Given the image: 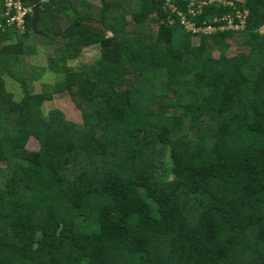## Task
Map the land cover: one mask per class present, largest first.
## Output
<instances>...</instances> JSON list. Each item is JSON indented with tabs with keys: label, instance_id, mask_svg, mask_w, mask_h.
<instances>
[{
	"label": "trees",
	"instance_id": "obj_1",
	"mask_svg": "<svg viewBox=\"0 0 264 264\" xmlns=\"http://www.w3.org/2000/svg\"><path fill=\"white\" fill-rule=\"evenodd\" d=\"M22 1L36 31L0 0V264H264V0L204 7L197 35L163 0ZM236 10L244 29L220 30ZM37 44L62 76L41 92ZM55 93L80 123L44 114Z\"/></svg>",
	"mask_w": 264,
	"mask_h": 264
},
{
	"label": "rangeland",
	"instance_id": "obj_2",
	"mask_svg": "<svg viewBox=\"0 0 264 264\" xmlns=\"http://www.w3.org/2000/svg\"><path fill=\"white\" fill-rule=\"evenodd\" d=\"M91 2L94 5L99 4V0H87ZM193 43H198V37L194 38ZM37 47V54H34L31 56V58L25 59V64L30 66L26 69V73L31 74L32 78L30 81L31 90L33 92H41L43 90H48L49 88H53L55 85L54 83H57L62 80L61 75H55L50 71H46V73L43 72L41 74V69H46V58L47 57H56L58 56V47L56 46H45V45H36ZM98 55L96 48H88L87 50H84L81 56L71 62V66L74 69L80 68L79 65L87 62H91L94 60ZM34 76V77H33ZM5 82L7 85V89L9 92L15 94V100L18 102L21 98V90L17 83L10 81L7 77H5ZM43 112L44 114L47 113L49 110L52 109H59L61 110L66 119L75 122L80 123L81 122V116L80 111L75 107L72 100L70 99L69 95L67 93H55L53 94V97L49 101H44L43 103ZM27 149L31 151L38 150V144L36 141L31 139L27 145Z\"/></svg>",
	"mask_w": 264,
	"mask_h": 264
},
{
	"label": "built area",
	"instance_id": "obj_3",
	"mask_svg": "<svg viewBox=\"0 0 264 264\" xmlns=\"http://www.w3.org/2000/svg\"><path fill=\"white\" fill-rule=\"evenodd\" d=\"M5 4V11L3 13V17L6 18V23L9 26H15L18 30L23 31L25 27V21L27 15L31 12V7L23 4L22 0H3ZM187 3L185 7L187 9V13L191 15V18L188 19L184 12L179 10L177 5L173 0H163V8L168 12L167 21L169 24L175 22L173 15H177V21L179 24L187 31L194 35L197 34H208L215 30L217 25V18H212L210 21L212 23L203 26H195L193 22V18L198 14H200L204 7L215 4L219 5H231V3L226 2L225 0H186ZM236 17L238 19V23H233V19L229 16H223L221 20H225V24L220 25V30L232 29L235 31H241L244 29L245 20L248 18L247 10H236Z\"/></svg>",
	"mask_w": 264,
	"mask_h": 264
},
{
	"label": "water",
	"instance_id": "obj_4",
	"mask_svg": "<svg viewBox=\"0 0 264 264\" xmlns=\"http://www.w3.org/2000/svg\"><path fill=\"white\" fill-rule=\"evenodd\" d=\"M37 20H38V8L32 7L31 27H32L33 31H36Z\"/></svg>",
	"mask_w": 264,
	"mask_h": 264
},
{
	"label": "clouds",
	"instance_id": "obj_5",
	"mask_svg": "<svg viewBox=\"0 0 264 264\" xmlns=\"http://www.w3.org/2000/svg\"><path fill=\"white\" fill-rule=\"evenodd\" d=\"M31 12H32V8H31Z\"/></svg>",
	"mask_w": 264,
	"mask_h": 264
}]
</instances>
